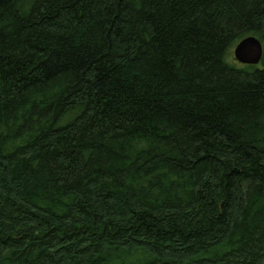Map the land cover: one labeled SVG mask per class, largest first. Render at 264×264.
Here are the masks:
<instances>
[{
    "label": "trees",
    "instance_id": "trees-1",
    "mask_svg": "<svg viewBox=\"0 0 264 264\" xmlns=\"http://www.w3.org/2000/svg\"><path fill=\"white\" fill-rule=\"evenodd\" d=\"M264 0H0V264H264Z\"/></svg>",
    "mask_w": 264,
    "mask_h": 264
},
{
    "label": "water",
    "instance_id": "water-1",
    "mask_svg": "<svg viewBox=\"0 0 264 264\" xmlns=\"http://www.w3.org/2000/svg\"><path fill=\"white\" fill-rule=\"evenodd\" d=\"M264 46L256 36L241 40L235 48V58L243 65H258L263 57Z\"/></svg>",
    "mask_w": 264,
    "mask_h": 264
},
{
    "label": "rangeland",
    "instance_id": "rangeland-1",
    "mask_svg": "<svg viewBox=\"0 0 264 264\" xmlns=\"http://www.w3.org/2000/svg\"><path fill=\"white\" fill-rule=\"evenodd\" d=\"M237 45V44H236ZM236 45H234L228 52L226 58L227 61L230 62L231 64H234L236 66H244L243 64H241L240 62L237 61V59L235 58V48Z\"/></svg>",
    "mask_w": 264,
    "mask_h": 264
}]
</instances>
